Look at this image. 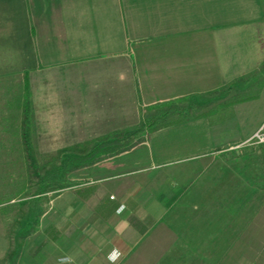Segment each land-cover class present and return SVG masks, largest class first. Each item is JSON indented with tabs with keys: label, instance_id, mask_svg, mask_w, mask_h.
Instances as JSON below:
<instances>
[{
	"label": "crops",
	"instance_id": "1",
	"mask_svg": "<svg viewBox=\"0 0 264 264\" xmlns=\"http://www.w3.org/2000/svg\"><path fill=\"white\" fill-rule=\"evenodd\" d=\"M261 68L264 0H0V130H14L15 112L40 130H132L154 105L206 96ZM256 98L214 111L213 122L157 130H205L203 148L231 149L264 124L236 128L241 105ZM140 146L91 166L102 180L123 179L111 191L57 196L33 239L22 230L15 238L13 211L0 202V264L170 261L176 232L157 223L178 192L171 176H139L145 162H160ZM185 147L197 149L150 150ZM184 162L186 180L202 178L205 161Z\"/></svg>",
	"mask_w": 264,
	"mask_h": 264
},
{
	"label": "rangeland",
	"instance_id": "2",
	"mask_svg": "<svg viewBox=\"0 0 264 264\" xmlns=\"http://www.w3.org/2000/svg\"><path fill=\"white\" fill-rule=\"evenodd\" d=\"M252 98L256 99L241 105L238 130L264 122L263 68L243 74L206 96L154 105L138 128H146L147 120L157 115L164 122L177 121L181 126H197L202 117L213 122L215 112L224 114L230 106ZM35 123L15 112L14 130H0V202L8 203L13 211L16 239L21 235L18 230L28 233L30 239L36 237L39 212L53 208L57 196L70 191L114 190L113 182L123 176L102 180L96 169L78 168L70 157L84 155L98 142L131 131L40 130ZM201 131L145 129L142 134L140 152L160 162H145L137 168L142 171L139 176H171L178 192L168 214L157 223L176 232V245L169 250L172 258L159 264H264V144L245 145L238 140L233 143L240 144L229 149L232 143L222 146L214 142L206 149L201 144L205 130ZM171 144L197 149L150 150L151 146ZM188 158L205 161L202 178L186 180L184 170L190 165L184 161ZM108 173L104 177L111 175ZM48 219H53V213Z\"/></svg>",
	"mask_w": 264,
	"mask_h": 264
},
{
	"label": "trees",
	"instance_id": "3",
	"mask_svg": "<svg viewBox=\"0 0 264 264\" xmlns=\"http://www.w3.org/2000/svg\"><path fill=\"white\" fill-rule=\"evenodd\" d=\"M168 124L160 116L150 117L146 122V128H136L121 137L100 141L86 154L72 155L70 160L78 168L92 166L137 147L142 143V134L145 129L148 132H155L159 127Z\"/></svg>",
	"mask_w": 264,
	"mask_h": 264
},
{
	"label": "built area",
	"instance_id": "4",
	"mask_svg": "<svg viewBox=\"0 0 264 264\" xmlns=\"http://www.w3.org/2000/svg\"><path fill=\"white\" fill-rule=\"evenodd\" d=\"M243 144L245 145H259L264 144V124L257 129L253 135L248 138Z\"/></svg>",
	"mask_w": 264,
	"mask_h": 264
}]
</instances>
